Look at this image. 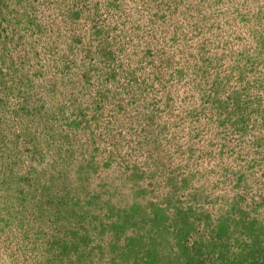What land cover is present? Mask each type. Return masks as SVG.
Listing matches in <instances>:
<instances>
[{
    "label": "rangeland",
    "instance_id": "obj_1",
    "mask_svg": "<svg viewBox=\"0 0 264 264\" xmlns=\"http://www.w3.org/2000/svg\"><path fill=\"white\" fill-rule=\"evenodd\" d=\"M0 264H264V0H0Z\"/></svg>",
    "mask_w": 264,
    "mask_h": 264
}]
</instances>
